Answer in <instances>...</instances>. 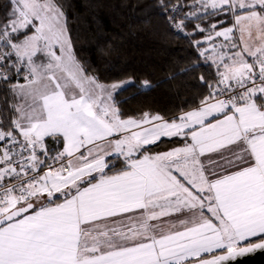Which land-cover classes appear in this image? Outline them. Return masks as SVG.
Returning a JSON list of instances; mask_svg holds the SVG:
<instances>
[{
  "label": "snow or ice",
  "instance_id": "1",
  "mask_svg": "<svg viewBox=\"0 0 264 264\" xmlns=\"http://www.w3.org/2000/svg\"><path fill=\"white\" fill-rule=\"evenodd\" d=\"M156 7L166 30L206 33L194 44L212 69L195 106L167 118L123 115L119 93L156 85L102 82L56 0L0 4V264H233L264 250V0ZM162 138L183 143L151 153Z\"/></svg>",
  "mask_w": 264,
  "mask_h": 264
},
{
  "label": "trees",
  "instance_id": "2",
  "mask_svg": "<svg viewBox=\"0 0 264 264\" xmlns=\"http://www.w3.org/2000/svg\"><path fill=\"white\" fill-rule=\"evenodd\" d=\"M56 2L66 13L78 57L90 61L102 82L133 77L137 82L148 79L156 85L151 90L141 89L137 93L136 88H129L118 94L125 117L139 118L143 111H150L167 118L182 109H191L206 94L199 77L211 78L212 69L198 56L194 44L205 33L185 37L166 30L156 0ZM5 3L6 0H0V4ZM3 10L0 8V13ZM196 22L205 28L209 24V21H195L189 25V31ZM193 65H196L193 71L176 75ZM158 146L149 148L158 149Z\"/></svg>",
  "mask_w": 264,
  "mask_h": 264
},
{
  "label": "crops",
  "instance_id": "3",
  "mask_svg": "<svg viewBox=\"0 0 264 264\" xmlns=\"http://www.w3.org/2000/svg\"><path fill=\"white\" fill-rule=\"evenodd\" d=\"M232 23H233V20L231 18V20H230V22L228 24H225L224 26L220 25L219 27L222 28V26L223 27L231 26ZM205 35H206V33H205ZM205 35H204V37H205ZM204 37L201 40H203ZM233 38H236V41L238 42V40H239V32L238 31L234 33V37ZM222 42H223V38L222 37L215 39V43H217V44L222 43ZM203 47H208V45L204 44ZM182 143H183V141H181L178 138H162L161 141L158 142V144H159L158 149L151 150V153L154 154V153H157V152H164V151L170 150L171 148L180 146ZM148 147H150V146H148Z\"/></svg>",
  "mask_w": 264,
  "mask_h": 264
},
{
  "label": "water",
  "instance_id": "4",
  "mask_svg": "<svg viewBox=\"0 0 264 264\" xmlns=\"http://www.w3.org/2000/svg\"><path fill=\"white\" fill-rule=\"evenodd\" d=\"M233 264H264V250L240 257L238 261L233 262Z\"/></svg>",
  "mask_w": 264,
  "mask_h": 264
},
{
  "label": "rangeland",
  "instance_id": "5",
  "mask_svg": "<svg viewBox=\"0 0 264 264\" xmlns=\"http://www.w3.org/2000/svg\"><path fill=\"white\" fill-rule=\"evenodd\" d=\"M222 19H224V18L222 17ZM230 20H231V18L229 17V18H228V21H227L226 24H228V23L230 22ZM224 25H225V24H224ZM224 25H223V26H224ZM223 26H222V27H223ZM236 34H237V33H236ZM234 40H236V38H234ZM185 111H186V110H185ZM177 114H178V113H177Z\"/></svg>",
  "mask_w": 264,
  "mask_h": 264
},
{
  "label": "built area",
  "instance_id": "6",
  "mask_svg": "<svg viewBox=\"0 0 264 264\" xmlns=\"http://www.w3.org/2000/svg\"><path fill=\"white\" fill-rule=\"evenodd\" d=\"M22 82V81H21Z\"/></svg>",
  "mask_w": 264,
  "mask_h": 264
}]
</instances>
